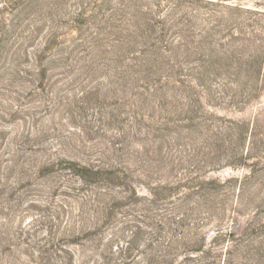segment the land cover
<instances>
[{"label":"rangeland","instance_id":"rangeland-1","mask_svg":"<svg viewBox=\"0 0 264 264\" xmlns=\"http://www.w3.org/2000/svg\"><path fill=\"white\" fill-rule=\"evenodd\" d=\"M0 264H264V0H0Z\"/></svg>","mask_w":264,"mask_h":264}]
</instances>
